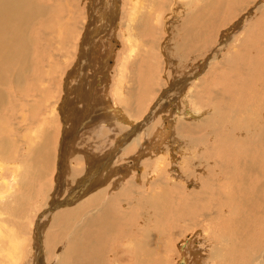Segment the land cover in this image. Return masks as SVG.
<instances>
[{"label":"bare ground","instance_id":"1","mask_svg":"<svg viewBox=\"0 0 264 264\" xmlns=\"http://www.w3.org/2000/svg\"><path fill=\"white\" fill-rule=\"evenodd\" d=\"M121 1L0 0V264H148L168 218L178 264H264V0Z\"/></svg>","mask_w":264,"mask_h":264},{"label":"rangeland","instance_id":"2","mask_svg":"<svg viewBox=\"0 0 264 264\" xmlns=\"http://www.w3.org/2000/svg\"><path fill=\"white\" fill-rule=\"evenodd\" d=\"M63 1H65V0H53V2H55L56 3V6H57V4H58V8H57V10H58V14H60L59 12H61V11H63V10H65L64 12L65 13H62V14H60V16H62L61 18H67V16L68 15H74V18H76V20L77 21H79V24L80 25H82V26H88V22H89V14L92 12V9H94L93 8V6H91L88 2H87V0H74V1H76V2H74L73 1V3H72V0L71 1H69L68 0V2H66L65 1V4H67V5H69V7H71V9H73V10H71L70 11V13L68 14L67 12H66V9H67V6H65V5H62L61 7H60V4H62V2ZM78 1H80V2H78ZM120 2V8L123 10V2L121 1V0H119ZM176 1H179V0H173L172 1V4L173 5H171V6H169L168 8H166L168 11H170V7H172L171 9L174 11V14L173 15H178V13H180V14H182V11L181 10H178V8H179V6H178V4H174ZM171 2V1H170ZM174 2V3H173ZM75 3V4H74ZM202 3V2H201ZM246 4H247V2H246ZM246 4H243V6H241V8H239L238 10H236V9H232L233 11L232 12H230V15H229V17H231V19H233V21L234 20H239L240 18L239 17H242V16H245V19L246 18H248V25L249 26H253V25H256L257 23H260V19L262 18V16L264 17V9H263V13H262V11H261V13L259 12V13H257L253 18H251L250 19V11H249V8L251 9V11H252V7H250L251 5L248 3L247 4V6H245ZM93 5V4H92ZM98 5V3H96V5L95 6H97ZM63 6H65V9H64V7ZM74 6V7H73ZM221 9V8H220ZM245 9H247V10H245ZM235 10V11H234ZM242 10V11H241ZM179 11V12H178ZM223 12H226L225 11V9H223L222 10ZM236 11H239V13L238 12H236ZM246 11H248V12H246ZM123 12V11H122ZM244 12H246V13H244ZM56 13V14H57ZM171 13V12H170ZM213 13V10H210V11H208L207 12V14H208V17L211 15ZM234 13V14H233ZM242 13H244V14H242ZM253 13H254V11H253ZM63 14H65V15H63ZM247 14H248V16H247ZM234 15H236L237 16V18L236 17H234ZM260 15V16H259ZM262 15V16H261ZM65 16V17H64ZM79 16V17H78ZM84 16V17H83ZM87 16V17H86ZM123 16V15H122ZM122 16H120L119 18L121 19L122 18ZM85 19V17H86V19L84 20L83 18ZM234 17V18H233ZM258 17H260V18H258ZM256 18H258V19H256ZM230 19V18H229ZM231 19H230V21H231ZM256 19V20H255ZM165 20H166V23H165ZM86 21V22H85ZM172 19L171 18H168L167 16H166V19H163V23H165L166 25V27L168 26V28H170V26H172L174 23L178 26L177 27V33L176 34H174V35H171L170 33H167V35L168 36H166V40L168 41V40H170L171 41V44H176V37H177V34H178V30L179 29H181L182 30V25H180L179 26V21H181V20H179L178 22H174V21H172ZM232 21V22H233ZM84 22V23H83ZM253 22V24H251ZM232 24V23H231ZM230 24V25H231ZM229 25V26H230ZM247 25V26H248ZM229 26H227V27H229ZM251 26V27H252ZM86 27H85V30H86ZM118 27V28H117ZM263 28V30H264V25L262 26ZM161 28H163V27H161ZM247 29V28H246ZM180 30V31H181ZM222 30V29H221ZM262 30V31H263ZM121 29L119 28V24H117L116 25V27H115V33H116V38L119 40L120 39V36H119V34L121 33ZM170 34V35H169ZM93 36H95V34H93ZM109 37H111L110 35H108ZM108 36L106 37V38H108ZM111 39H112V41H111ZM111 39H109V40H107L106 42H108V44H111V45H113L114 46V52H116V51H119V48L121 49V48H123V46H124V43L122 42V41H118V40H115V38H111ZM260 44V43H259ZM261 45V44H260ZM176 46V48H178V45H175ZM159 47V46H158ZM157 47V48H158ZM116 49V50H115ZM115 55H117V52L115 53ZM187 62V61H186ZM66 70H67V68H66ZM66 70H64V71H66ZM211 70H213V68H209L208 69V71H211ZM57 71V72H56ZM56 71H54V73L52 74V77H53V81H52V83H53V85H55L54 87H56V85H58V82L60 83V81H61V77H63V76H61V75H63V71H59V70H56ZM55 72H56V74L58 73V77H57V79H54V76H55ZM60 72V73H59ZM54 75V76H53ZM60 77V78H59ZM59 79V80H58ZM57 82V83H56ZM56 83V84H55ZM5 91V90H4ZM176 101V102H175ZM178 102V100H174V101H172L171 102V105L169 104L168 105V107H167V110H166V112H167V114H165L164 113V116H168L170 113L168 112V111H172V109H173V107H177V103ZM173 104V105H172ZM170 107V108H169ZM172 108V109H171ZM169 113V114H168ZM170 126V127H169ZM166 127H169L170 128V130H171V132L174 134V131H175V126H174V123L172 122V123H168V125H166ZM174 128V129H173ZM168 131V130H167ZM168 133V132H167ZM118 142V141H117ZM115 146V145H114ZM165 148L167 147L166 145L164 146ZM152 149H153V151L155 150V149H157V147L156 146H152L151 147ZM263 148H264V146H263ZM117 151V147L115 146V148H113L112 150H111V153H113L112 151ZM224 151V150H223ZM219 157V156H218ZM141 159H143V156H141V158H140V160H139V162L141 161ZM218 159H220V157L218 158ZM189 161V165H192L194 162L193 161H190V160H188ZM215 161V160H214ZM139 164V163H138ZM196 164V163H195ZM137 167H138V165H136ZM135 166V167H136ZM135 167H131V168H134V169H129V170H127V172L129 171V172H131V171H136L135 169L137 168H135ZM182 167V166H181ZM130 168V167H129ZM142 168V167H141ZM141 168H138L139 169V172L138 173H140V174H142L141 172H142V169ZM183 168V167H182ZM124 169H126V168H124ZM128 169V168H127ZM131 170V171H130ZM184 170L186 171V169L184 168ZM151 172L152 170L149 168V170H148V172ZM128 172V173H129ZM154 178H157V177H155L154 176ZM220 184V183H219ZM179 190H181L182 192H185V189H183V187H181V189H179ZM185 194V193H184ZM223 201V200H222ZM221 201V202H222ZM220 202V201H219ZM228 203H229V201H228ZM223 205V204H222ZM238 207H240L239 209H242V207H241V205H240V203L238 202ZM242 214V210L240 211L239 210V212H238V214ZM239 214V218H237L238 220H241V218H242V215H240ZM199 220H200V218H199ZM165 224H167L166 226H156L155 224H149V230H150V235H149V237H147L146 238V242H147V252H148V254H149V252H150V258L147 256L146 257V262H148V264L150 263V264H156L158 261L160 262H162L163 261V263L164 264H176V262H177V260H178V262H177V264L179 263V261H180V256H182V254H183V251L182 250H180V245L181 244H183L182 242H185L186 241V238L187 237H185V235L187 234L185 231H186V228H188L189 226H186V227H184L185 225L182 223V222H179V220L177 219V220H171V218H168V220L166 221L165 220ZM140 225H142V222H139L138 223V226H140ZM237 228H238V230L239 231H241V228H242V223L241 224H239V225H237L236 226ZM229 229V232L228 233H230L231 234V232H232V229L230 228V227H228ZM156 229V230H155ZM159 229V230H158ZM163 231H164V233H163ZM180 232V233H179ZM227 233V232H226ZM230 234H227V235H229L230 236ZM139 236V235H138ZM140 236H142V235H140ZM231 236H233V233L231 234ZM230 236V240H229V242L228 243H226L227 244V246H225V249H228V251H229V249H230V242L233 240V237H231ZM185 237V238H184ZM179 238H182L180 241H179V243L177 242L178 240H179ZM184 238V239H183ZM185 240V241H184ZM151 243V244H149V243ZM178 244H177V243ZM177 244V245H176ZM229 245V246H228ZM178 250V251H177ZM179 251H181V252H179ZM231 252H232V250H230ZM182 253V254H181ZM233 253V252H232ZM129 254H131V256H133L132 255V253H127V255H126V258H125V256L122 258V263L123 264H138V261H137V259L133 256L132 257V261H133V263H132V261L129 259L130 257H129ZM234 254H236V253H234ZM223 255H226V256H228V258H230L231 260L233 259L232 258V255H230L228 252H226V253H224ZM121 257V256H120ZM129 257V258H128ZM143 257H144V259H145V254L143 255ZM238 257V258H237ZM136 259L135 260V262H134V260L133 259ZM149 258V260H147ZM126 259V260H125ZM128 259V260H127ZM160 259V260H159ZM234 259H238V261H240L241 260V256L240 255H238L237 256V254H236V257L234 258ZM230 260V262H229V264H232V261ZM128 261H130V262H128ZM137 261V262H136ZM158 262V263H159Z\"/></svg>","mask_w":264,"mask_h":264}]
</instances>
